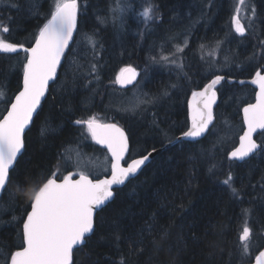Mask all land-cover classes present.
Instances as JSON below:
<instances>
[{
  "label": "trees",
  "instance_id": "obj_1",
  "mask_svg": "<svg viewBox=\"0 0 264 264\" xmlns=\"http://www.w3.org/2000/svg\"><path fill=\"white\" fill-rule=\"evenodd\" d=\"M124 1L128 7L121 12L117 0H78L76 34L0 197V264L21 245L32 191L48 178L77 176L81 155L108 157L86 126L73 122L96 116L122 127L130 146L126 164L188 129V99L213 76L249 79L264 72V0H252L254 22L244 37L231 27L236 0ZM147 5L153 19L146 21L141 13ZM52 8V0H0V30L9 28L1 39L29 46ZM176 45L184 46L182 69L152 62L175 53ZM215 47L220 58L213 65L205 54ZM24 55L0 53V119L21 88ZM126 66L139 77L121 89L116 77ZM214 66L219 68L212 73ZM216 91L215 120L205 137L165 149L116 189L96 214L92 235L74 250L73 264H242L238 237L246 221L261 241L244 259L251 263L264 246V151L241 163L230 161L228 153L237 145L241 112L255 90L224 82ZM137 97L150 102L128 110ZM256 140L264 143V132ZM109 163L108 158L106 170L90 178L106 176ZM230 173L231 186L224 183Z\"/></svg>",
  "mask_w": 264,
  "mask_h": 264
},
{
  "label": "snow or ice",
  "instance_id": "obj_2",
  "mask_svg": "<svg viewBox=\"0 0 264 264\" xmlns=\"http://www.w3.org/2000/svg\"><path fill=\"white\" fill-rule=\"evenodd\" d=\"M243 3L244 0H240V4ZM117 10L122 12L123 8L118 7ZM240 11V6H237L236 13ZM77 12L78 0H54L50 18L39 28L35 43L31 47L0 39V53L25 54L22 87L7 109V114L0 119V191L12 182L14 165L24 147L25 130L41 105L49 81L56 78L61 58L73 40V33L77 29ZM141 15L146 21L153 19L152 5L145 6ZM232 26L237 34H245V28L238 15H233ZM8 31L9 28L4 26L3 32ZM86 39L95 47L96 42L92 36H86ZM186 45L187 41L184 46ZM184 46L176 45V52H183ZM203 47L201 45L202 49ZM174 57L175 53L161 54L158 59H151L153 63L164 62L182 69L183 65L178 64ZM136 76L134 68L121 69L116 83L122 87L132 84ZM223 79V76L215 75L201 91L192 92V99L188 104L190 127L182 133L183 138L195 140L209 130V125L213 122L212 106L216 103V86ZM251 83L258 89L256 102L249 103L242 109L245 131L239 138V147L228 153L230 161H243L257 151H264V143H257L253 139L257 130H264V75L257 71ZM3 97L4 93L0 91V99ZM149 102L137 97L128 110L134 111L140 104ZM75 123L85 125L92 140L107 148L111 157V174L104 179L93 180L81 170L75 174L79 179H73V173L64 176L60 182L55 178H48L42 186L32 191L29 194L31 210H25L26 218L22 222L21 245L11 252L10 256H6L5 264H73L74 250L83 245L86 237L94 231L96 209L113 196L114 185H123L133 178L151 156V153H148L138 159H132L126 167L122 166L125 154L129 151V141L119 126L103 123L96 116L76 120ZM44 131L41 129L42 135ZM232 179L230 173L224 183L231 186ZM19 187L17 184L18 189ZM232 192L235 195L236 189L232 188ZM165 235L166 233L162 234L161 239ZM251 237L252 229L246 221L238 237L242 264L253 247ZM255 264H264V251H260L255 257Z\"/></svg>",
  "mask_w": 264,
  "mask_h": 264
},
{
  "label": "water",
  "instance_id": "obj_3",
  "mask_svg": "<svg viewBox=\"0 0 264 264\" xmlns=\"http://www.w3.org/2000/svg\"><path fill=\"white\" fill-rule=\"evenodd\" d=\"M77 16H78V12H77ZM241 22V21H240ZM241 24H242V26H243V23L241 22ZM244 27V26H243ZM76 31H77V29L74 31V33H73V39H74V36H75V34H76ZM237 34V33H236ZM246 35V31H245V34L243 35V36H241V35H239V34H237V36L238 37H244ZM73 41V40H72ZM72 41H70V45H71V43H72ZM34 43H35V41H34ZM33 43V44H34ZM32 44V45H33ZM70 45H69V47H70ZM26 47V46H25ZM31 47V46H30ZM69 49V48H68ZM68 49H66L65 50V54H66V52L68 51ZM18 53H23V52H18ZM18 53H7V54H10V55H14V54H18ZM5 54V53H4ZM65 54H64V56H65ZM64 56L61 58V63H60V65H58V67H57V75H58V71H59V69H60V66H61V64H62V62H63V59H64ZM128 67H131V68H133L132 66H126V67H124V68H128ZM123 68V69H124ZM136 70V69H135ZM136 72H137V70H136ZM260 72V71H259ZM121 73V72H120ZM119 73V74H120ZM262 75H264V72H260ZM23 75V74H22ZM221 76H223L224 77V79L223 80H221V82L216 86V88L219 86V85H221L222 83H227L228 85H233V84H236V85H238V86H250L251 88H253L254 90H255V95H254V101L252 102V103H255L256 102V92L258 91V89L256 88V86L255 85H253L252 83H251V80L252 79H254L255 78V76H256V73L251 77V78H249V79H235V78H231V77H226V76H224V75H221ZM138 77H139V75H138V72H137V76H136V80L135 81H133V83L132 84H126V85H124L123 87L119 84V83H117V85H118V87L119 88H121V89H128V88H130V87H133L136 83H137V81H138ZM214 77L215 76H213L206 84H208L212 79H214ZM56 78H57V76H56ZM56 78H54L53 80H51V81H49V86H48V89L46 90V92H45V95H44V97H42V99H41V105H42V103H43V101L45 100V98H46V96H47V94H48V91H49V87H50V85L56 80ZM241 81H243V83H241ZM205 84V85H206ZM205 85H204V87H205ZM21 87H22V82H21ZM203 87V88H204ZM202 88V89H203ZM202 89H200V90H196L197 92L198 91H201ZM18 94V93H17ZM14 98H15V96H14ZM14 98L12 99V101H14ZM192 99V94L190 95V97H189V99H188V104H189V101ZM11 101V102H12ZM217 102H218V94H217V91H216V103L215 104H213V106H212V111H213V122H212V124L211 125H209V129L212 127V125H213V123H214V120H215V117H214V109H215V107H216V105H217ZM188 104H187V107H188ZM41 105H40V107H41ZM10 106H11V103L9 104V106H8V108H10ZM247 106V105H246ZM40 107L37 109V113H38V111H39V109H40ZM7 108V109H8ZM244 108V107H243ZM37 113H34L33 114V120H34V118H35V116H36V114ZM188 113H189V108H188ZM7 114V111L5 112V114L4 115H6ZM3 115V116H4ZM3 116H2V118L1 119H3ZM33 120H32V122H30V124H29V126H28V128H26V130H25V134H26V132L28 131V129L30 128V126L32 125V123H33ZM188 121H189V119H188ZM242 122H243V111H242ZM113 124H115V123H113ZM73 125H75V126H80V125H82V124H76L75 122H73ZM117 125V124H116ZM85 126V125H84ZM117 126H119V125H117ZM120 127V126H119ZM190 127V121H189V125H188V128ZM121 128V127H120ZM243 131H242V133H241V135L240 136H242L243 134H244V131H245V126H244V123H243ZM124 132H125V130L123 129V128H121ZM188 130V129H187ZM186 130V131H187ZM209 131V130H208ZM208 131H206L201 137H199V138H196L195 140H192V139H186V138H183L182 137V134H180V135H178L175 139H173L172 141H170V142H168V143H166V144H164L162 147H160L159 149H156L155 151H150V152H148V153H151V156H149V159H148V161H146L145 162V165H143L142 167H141V169L140 170H138V172H137V174L133 177V178H130L129 180H127L123 185H114L113 186V188H112V191H113V196H114V191L116 190V189H119V188H122L123 186H125L131 179H134L139 173H140V171L157 155V154H159L160 152H162V151H164L165 149H167L168 147H171V146H173V145H175V144H177V143H179V142H182V141H184V142H197V141H200L201 139H203V137H205V135L207 134V132ZM264 130H257V132L256 133H254L253 134V139L256 141V135H258L259 133H262ZM125 135H126V132H125ZM25 136V135H24ZM127 136V135H126ZM240 136H239V138H240ZM179 138V139H178ZM238 138V143H237V146L235 147V148H237V147H239V145H240V139ZM94 143H95V141H93ZM257 142V141H256ZM258 143V142H257ZM96 144V143H95ZM98 147H100V148H102V149H104V150H106V152L108 153V151H107V148L106 147H103V146H101V145H99V144H96ZM234 148V149H235ZM129 149H130V146H129ZM233 149V150H234ZM23 150H24V147L22 148V150H21V153L20 154H18V157H17V160H18V158L21 156V154L23 153ZM232 150V151H233ZM129 152V151H128ZM128 152L125 154V159H126V157H127V155H128ZM147 153V154H148ZM146 154V155H147ZM255 154V153H254ZM254 154H252V155H254ZM108 155H109V158H110V160H111V157H110V154L108 153ZM252 155H250L249 157H247V158H245V160H247L248 158H250ZM142 157V156H141ZM138 158H140V157H138ZM138 158H135V159H138ZM233 161H236V162H238V163H241V162H243V161H237V160H233ZM123 162L124 161H122V166H127V165H124L123 164ZM131 162V161H130ZM129 162V163H130ZM16 164V163H15ZM15 166V165H14ZM110 174H111V165H110V172H109V174L107 175V176H103V177H100V178H97V179H104V178H106V177H109L110 176ZM73 179H79V176H76V177H74L73 176ZM63 179H61V180H57V182H60V181H62ZM93 180H96V179H93ZM2 192L3 191H0V197H1V195H2ZM113 196L108 200V201H106L105 202V204L104 205H102L100 208H98V209H96V211L94 212V219H95V216H96V214L102 209V208H104L109 202H111L112 201V199H113ZM31 210V209H30ZM93 233V232H92ZM92 233L91 234H89L86 238H88V237H90L91 235H92ZM86 240V239H85ZM85 243V242H84ZM84 245V244H83ZM82 245H80V246H78L77 248H79V247H81ZM261 251H264V246H263V248H262V250ZM257 255H259V253L257 254ZM256 255V256H257ZM255 256V257H256ZM255 257L253 258V260H252V262L250 263V264H255Z\"/></svg>",
  "mask_w": 264,
  "mask_h": 264
},
{
  "label": "rangeland",
  "instance_id": "obj_4",
  "mask_svg": "<svg viewBox=\"0 0 264 264\" xmlns=\"http://www.w3.org/2000/svg\"><path fill=\"white\" fill-rule=\"evenodd\" d=\"M117 3L120 6V8H123V9L126 8L125 7L126 4H125L124 0H117ZM53 4H54V0H52V7H53ZM237 6H240V9H241V11L238 14L236 13ZM253 9H255V8H254V4H253L252 0H244V3L242 5L240 4V0H236V6H235V10L233 12V15H238V18L243 23L246 32L250 31L252 29V26H253L254 17H255V14H254L255 10L253 12ZM233 15H232V17H233ZM142 18L144 19L143 16H142ZM0 26H1V24H0ZM231 27H232V30L235 32V30L233 29V26H232V18H231ZM2 32L3 31L0 30V39H1ZM223 56H224V58H227V55L224 54ZM205 57L207 59H210V61L213 65L216 64V62L220 58V53H219L218 47H215L212 50L211 49L207 50ZM174 58H176L178 64L183 63L182 62L183 58H182L181 52L180 53L175 52ZM202 59H203V57H202ZM160 65L163 66V68H169V69L173 68V69H179L180 70V68H178L172 64H165L164 62H160ZM218 68L219 67L214 66L212 68L211 72L214 73L215 71H218ZM76 155H75V157H76ZM106 158L99 159L96 157V155H94V156L81 155L79 157V160H78L77 172H75V174L80 172L81 170L85 171L89 175H95V174L98 175L100 173H103L107 167L106 161L108 160V157H106ZM108 170H109V164H108ZM251 239L253 242V247H252L250 253L248 254V256H251L261 245V241L257 240L256 238H253V237H251Z\"/></svg>",
  "mask_w": 264,
  "mask_h": 264
},
{
  "label": "flooded vegetation",
  "instance_id": "obj_5",
  "mask_svg": "<svg viewBox=\"0 0 264 264\" xmlns=\"http://www.w3.org/2000/svg\"><path fill=\"white\" fill-rule=\"evenodd\" d=\"M38 34V33H37ZM34 41H35V39H34ZM34 41H33V43H34ZM33 43H31L29 46H26V47H30V46H32V44ZM254 101V100H253ZM188 104V103H187ZM122 128V127H121ZM93 141V140H92ZM109 158V157H108ZM109 161H110V159H109ZM127 164V163H126Z\"/></svg>",
  "mask_w": 264,
  "mask_h": 264
},
{
  "label": "bare ground",
  "instance_id": "obj_6",
  "mask_svg": "<svg viewBox=\"0 0 264 264\" xmlns=\"http://www.w3.org/2000/svg\"><path fill=\"white\" fill-rule=\"evenodd\" d=\"M131 88V87H130ZM75 126V125H74ZM169 148V147H168Z\"/></svg>",
  "mask_w": 264,
  "mask_h": 264
}]
</instances>
